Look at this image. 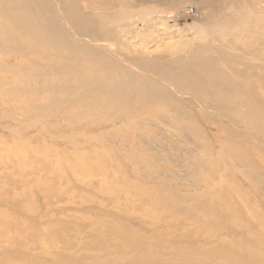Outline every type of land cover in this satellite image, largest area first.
I'll list each match as a JSON object with an SVG mask.
<instances>
[{
    "label": "rangeland",
    "instance_id": "obj_1",
    "mask_svg": "<svg viewBox=\"0 0 264 264\" xmlns=\"http://www.w3.org/2000/svg\"><path fill=\"white\" fill-rule=\"evenodd\" d=\"M0 264H264V0H0Z\"/></svg>",
    "mask_w": 264,
    "mask_h": 264
}]
</instances>
